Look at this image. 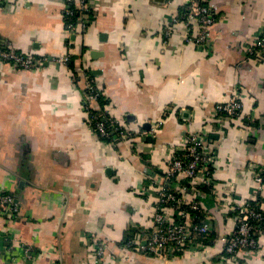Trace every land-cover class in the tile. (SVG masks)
I'll return each mask as SVG.
<instances>
[{
	"label": "crops",
	"instance_id": "0c3cea01",
	"mask_svg": "<svg viewBox=\"0 0 264 264\" xmlns=\"http://www.w3.org/2000/svg\"><path fill=\"white\" fill-rule=\"evenodd\" d=\"M90 2L74 69L47 61L24 70L0 59V190L19 203L14 217L0 212V264H222L218 241L170 258L122 243L152 226L170 148L181 151L193 129L208 133L218 152L220 198L198 190L215 233L235 226L231 198L264 202L255 178L264 169V59L246 51L264 34V0H208L217 17L209 48L186 41L181 24L166 36L187 0ZM63 3L0 0V43L37 57L64 55ZM84 68L131 139L106 141L92 129L87 81L73 77ZM237 88L244 114L221 119L216 104ZM93 241L106 242L103 258ZM239 264H264V234Z\"/></svg>",
	"mask_w": 264,
	"mask_h": 264
},
{
	"label": "built area",
	"instance_id": "2783aa9c",
	"mask_svg": "<svg viewBox=\"0 0 264 264\" xmlns=\"http://www.w3.org/2000/svg\"><path fill=\"white\" fill-rule=\"evenodd\" d=\"M65 27L68 31L66 41L67 52L62 56L37 57L12 49L0 43V59L12 63L21 69H33L47 61L70 64L74 57L75 37L82 35L88 28L93 13L90 0H63ZM76 16L72 19V16ZM217 20L208 0H187L181 12L172 17L165 28L166 36L174 32L176 25L185 28V39L194 42L201 48H209V28ZM246 51L252 58L264 59V34H258L246 45ZM83 75L87 81L85 108L89 114L92 129L103 139L118 138L126 141L135 136L125 122L112 113V104L106 100L103 90L96 83L89 68L74 73V80ZM106 100L101 103V100ZM216 114L221 119H235L244 114V102L239 88L226 101L216 104ZM96 111V112H95ZM249 120V119H248ZM247 121V125L249 121ZM156 129V128H155ZM154 129V130H155ZM153 130V131H154ZM113 140V139H111ZM110 140V141H111ZM208 133L200 130L190 131L183 140L181 151L170 148V158L163 171L164 184L158 191V200L153 214V224L144 228L138 235L129 236L122 245L133 251L148 255L170 258L187 251H204L208 246L221 242L225 256L222 264H239L245 250H256L259 236L264 234V202H236L231 198L235 208V226L221 234L214 235V215L200 199L198 187L206 186L209 194L217 200L220 198L216 189L215 173L218 152L213 146ZM260 189L264 187V169L255 173ZM172 184H171V182ZM187 181L191 184L193 194L188 196L183 186ZM184 193H183V192ZM223 205V204H222ZM19 211V203L13 195L0 190V212L14 217ZM106 242L93 241L95 255L103 258ZM31 248L25 253L31 256Z\"/></svg>",
	"mask_w": 264,
	"mask_h": 264
},
{
	"label": "trees",
	"instance_id": "16d2710c",
	"mask_svg": "<svg viewBox=\"0 0 264 264\" xmlns=\"http://www.w3.org/2000/svg\"><path fill=\"white\" fill-rule=\"evenodd\" d=\"M75 17H77V15L75 16H72V19L74 20L75 19ZM74 58H75V56L73 57V59L71 60V62H70V66L72 67V69H74V63H75V61H74ZM75 73H77V71H74ZM105 101L106 100H104V99H102L101 100V103H105ZM96 112V111H95ZM110 140L111 139H113V138H109ZM104 140H106V141H110V140H108V139H104ZM112 141V140H111ZM160 174H163L162 172L160 173ZM163 176H164V174H163ZM171 182V181H170ZM171 184H172V182H171ZM183 186L185 187V188H187L186 190H188V191H190L191 190V184L189 183V182H187V181H185L184 182V184H183ZM200 190H202V191H205L206 193H208L209 194V190L207 189V187L206 186H201V187H198ZM250 202L252 203V204H257V202L256 201H253V200H250ZM218 233L216 232V233H214V235H215V237H216V235H217ZM128 239V238H127Z\"/></svg>",
	"mask_w": 264,
	"mask_h": 264
}]
</instances>
